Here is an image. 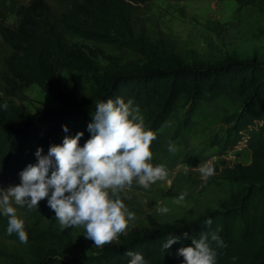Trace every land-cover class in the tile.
Listing matches in <instances>:
<instances>
[{"label":"trees","instance_id":"16d2710c","mask_svg":"<svg viewBox=\"0 0 264 264\" xmlns=\"http://www.w3.org/2000/svg\"><path fill=\"white\" fill-rule=\"evenodd\" d=\"M55 1L58 12L48 0L1 4L18 17L10 25L0 8V34L11 50L4 60L7 81L21 88L37 84L61 106L42 102L33 111L6 103L7 108H0V181L19 183L20 170L36 161L37 146L46 153L50 144L84 130L82 145L90 136L87 124L96 104L118 96L133 98L145 126L155 132L150 145L153 153L168 142L165 127L180 107H187L182 126L190 125L201 103L224 95L240 96L243 102L230 121L225 143H243L252 162L234 163L226 172L227 178L243 184L231 205L210 210L193 222L164 224L150 218L147 226L122 233L117 243L91 254L73 253L69 227L44 223L32 210L27 219L22 217L26 243L15 232H6L8 218L0 215V234L18 244L11 251L0 249V264H128L127 250L142 252L148 264H181L183 257L176 249L191 244V235L199 238L202 232L213 231L223 240V246L211 242L217 249V264H264V61L237 56L187 61L175 48L160 47L148 39L140 44L125 5L149 0ZM236 1L240 7L260 1L264 9V0ZM73 38L131 48L142 59L103 64ZM64 72L85 76L91 82L88 96L76 98L63 84ZM209 217L211 225L205 223ZM170 234L181 240L168 251L161 244Z\"/></svg>","mask_w":264,"mask_h":264},{"label":"rangeland","instance_id":"374dc122","mask_svg":"<svg viewBox=\"0 0 264 264\" xmlns=\"http://www.w3.org/2000/svg\"><path fill=\"white\" fill-rule=\"evenodd\" d=\"M27 1L0 0V8L3 2L23 4ZM48 1L52 9L58 12V3L55 0ZM125 6L134 26V36L140 44L142 40L148 39L154 45L175 48L187 61L200 58L214 62L230 56L257 57L264 61V9L260 1L245 7H240L236 0H149ZM1 10V13H6L8 24L15 25L18 22L15 14ZM73 40L81 43L93 58L103 64L112 60L125 63L142 59V55L131 48H117L111 43L81 38ZM10 53L9 45L0 34V103L14 104L33 111L42 102L60 107V102L37 84L21 88L19 83L7 81L4 60ZM63 84L78 99L88 96L91 88V82L85 76L71 77L66 72ZM242 102L243 98L237 95H224L203 102L191 124L184 126L182 122L187 107L179 108L171 117V123L165 127L169 132L168 142L164 148L155 151L152 157L154 164L160 163L166 167L167 176L147 189L134 182L120 193L135 212V219L124 234L147 226L150 218L164 224L193 222L202 219L210 210L231 205L243 184L227 178L226 172L234 163L252 162L251 152L243 143H225L230 121L240 110ZM207 163L214 165L215 174L205 181L199 168ZM11 184L16 183L0 181V187ZM182 192L186 195L183 201L177 203V197ZM46 199H41L39 206L32 209L16 205L17 214L27 219L28 210H32L44 223L60 226ZM162 205L168 207L167 213L157 211ZM69 231L75 254H91L105 245L118 242L116 239L97 246L82 233L83 226L69 227ZM16 246L18 244L14 240L0 234V249L11 251Z\"/></svg>","mask_w":264,"mask_h":264},{"label":"clouds","instance_id":"9594fccd","mask_svg":"<svg viewBox=\"0 0 264 264\" xmlns=\"http://www.w3.org/2000/svg\"><path fill=\"white\" fill-rule=\"evenodd\" d=\"M0 108H7V104H0ZM91 117L87 124L90 136L82 145L84 130L65 135L62 143L50 144L46 153L37 146L36 161L20 170V182L0 187V215L8 218L6 232H15L22 243L27 242L28 233L16 205L32 209L47 198L62 228L83 226L82 233L103 246L118 239L135 219V212L120 193L134 182L147 189L167 176L163 164L153 163L150 145L156 134L145 126L133 98L100 101ZM63 130L69 131L67 124ZM199 171L207 181L215 174V167L207 163ZM185 195L180 193L176 202L183 201ZM157 211L167 213L169 209L162 205ZM205 223L211 225V217ZM180 240L179 235L170 234L161 247L169 251ZM212 241L223 246L217 232H202L199 238L191 235V244L176 249L183 257L181 264H217ZM126 255L130 257L128 264H148L142 252L127 250Z\"/></svg>","mask_w":264,"mask_h":264}]
</instances>
